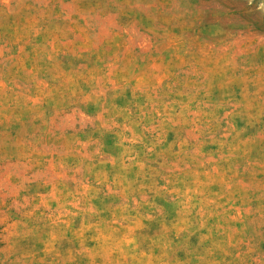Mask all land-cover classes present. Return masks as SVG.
<instances>
[{
    "label": "rangeland",
    "instance_id": "1",
    "mask_svg": "<svg viewBox=\"0 0 264 264\" xmlns=\"http://www.w3.org/2000/svg\"><path fill=\"white\" fill-rule=\"evenodd\" d=\"M0 264H264V0H0Z\"/></svg>",
    "mask_w": 264,
    "mask_h": 264
}]
</instances>
